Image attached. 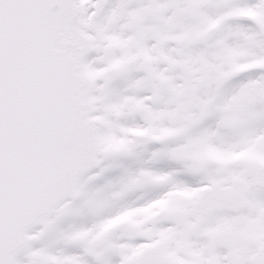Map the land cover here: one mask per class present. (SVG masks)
I'll return each mask as SVG.
<instances>
[{
  "label": "snow or ice",
  "instance_id": "6c2138e0",
  "mask_svg": "<svg viewBox=\"0 0 264 264\" xmlns=\"http://www.w3.org/2000/svg\"><path fill=\"white\" fill-rule=\"evenodd\" d=\"M0 264H264V0H0Z\"/></svg>",
  "mask_w": 264,
  "mask_h": 264
},
{
  "label": "rangeland",
  "instance_id": "374dc122",
  "mask_svg": "<svg viewBox=\"0 0 264 264\" xmlns=\"http://www.w3.org/2000/svg\"><path fill=\"white\" fill-rule=\"evenodd\" d=\"M122 146H123V142H120L118 144H116L115 142H109L107 145V147L110 149H119Z\"/></svg>",
  "mask_w": 264,
  "mask_h": 264
}]
</instances>
